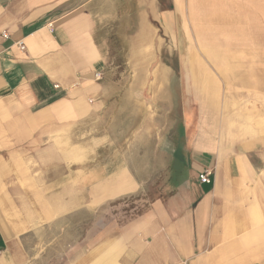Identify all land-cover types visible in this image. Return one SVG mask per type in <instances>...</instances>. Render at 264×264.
<instances>
[{"label": "crops", "instance_id": "obj_1", "mask_svg": "<svg viewBox=\"0 0 264 264\" xmlns=\"http://www.w3.org/2000/svg\"><path fill=\"white\" fill-rule=\"evenodd\" d=\"M121 64L170 119L125 220L164 174L115 127ZM0 264H264V0H0Z\"/></svg>", "mask_w": 264, "mask_h": 264}, {"label": "rangeland", "instance_id": "obj_2", "mask_svg": "<svg viewBox=\"0 0 264 264\" xmlns=\"http://www.w3.org/2000/svg\"><path fill=\"white\" fill-rule=\"evenodd\" d=\"M115 46H119L115 44ZM116 55V62H122V56L124 52L122 49H117L113 51ZM117 73V79H120L116 83L117 95L115 102L112 106L115 108L113 114V121L116 123L117 132H122L123 124L126 123L132 127L139 125L142 121H147L148 125V136H147V162L143 160L139 161L135 159L134 149L136 146H132V166L135 169L143 168L147 164V169L149 175L154 169L158 171L157 176L163 175V177H158L153 180V183L149 186L147 193L143 195H132L121 201H117L110 205L105 212V216L115 217L120 220H125L134 216L141 210H143L149 202L155 197L156 192L167 184L166 167L167 162L156 161L155 149L157 143V124H169L170 119L168 115L156 114L155 105L157 104L156 93L157 90L161 89V85L157 88V83L152 80L156 74L161 73V67L156 65L148 66H127V65H117L115 67ZM137 74V77H148V81H128L129 75ZM163 73V72H162ZM120 75V76H119ZM161 100V99H158ZM160 108H165L166 105L158 104ZM90 133V130L85 131V134ZM167 139V138H164ZM168 141V140H165ZM171 146H164L163 153L166 154L170 151ZM164 166V173H161L160 167Z\"/></svg>", "mask_w": 264, "mask_h": 264}, {"label": "built area", "instance_id": "obj_3", "mask_svg": "<svg viewBox=\"0 0 264 264\" xmlns=\"http://www.w3.org/2000/svg\"><path fill=\"white\" fill-rule=\"evenodd\" d=\"M2 36L4 38H8L9 34L5 31L2 33ZM17 44H18L20 50L24 51L26 49L25 45L21 41H19ZM212 176H213V169L206 168L205 170H203V172L200 173L199 180L202 183H210L212 181Z\"/></svg>", "mask_w": 264, "mask_h": 264}]
</instances>
